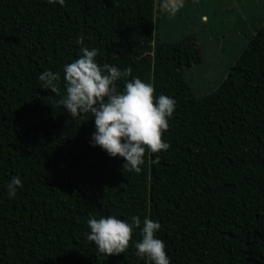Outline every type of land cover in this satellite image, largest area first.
<instances>
[{
	"label": "trees",
	"instance_id": "obj_1",
	"mask_svg": "<svg viewBox=\"0 0 264 264\" xmlns=\"http://www.w3.org/2000/svg\"><path fill=\"white\" fill-rule=\"evenodd\" d=\"M156 11L157 0H0V264H152L131 241L107 256L86 239L89 215L110 214L158 219L171 264H264V21L201 96L186 70L203 61L202 37L157 38ZM81 35L101 64L176 99L170 147L146 150L139 173L90 143V112L57 103ZM45 69L60 73L57 92L40 87Z\"/></svg>",
	"mask_w": 264,
	"mask_h": 264
},
{
	"label": "clouds",
	"instance_id": "obj_2",
	"mask_svg": "<svg viewBox=\"0 0 264 264\" xmlns=\"http://www.w3.org/2000/svg\"><path fill=\"white\" fill-rule=\"evenodd\" d=\"M50 2L63 5L65 0ZM159 6L161 11L175 15L184 6V0H160ZM83 40L82 35L77 37L81 54L63 65L65 93L57 103L72 117L90 112L95 125L90 143L100 146L112 157L124 158V167L139 173L146 150L159 153L170 147L169 141L162 137L169 128L176 99L163 93L154 95L155 85L139 76H131V66L120 68L107 62L101 64L96 59L99 49L84 46ZM60 79V73L51 69L38 75L40 87L53 92L58 91ZM158 160L159 156H156L154 162ZM21 185L19 175L11 176L5 185L8 197H14ZM86 223L85 237L94 243L98 253L107 256L125 253L131 241L136 256H146L152 264H171L166 242L157 234L161 229L158 219L144 216L142 220L139 215L130 218L114 214L89 215ZM137 228L141 238L133 239L132 234Z\"/></svg>",
	"mask_w": 264,
	"mask_h": 264
},
{
	"label": "rangeland",
	"instance_id": "obj_3",
	"mask_svg": "<svg viewBox=\"0 0 264 264\" xmlns=\"http://www.w3.org/2000/svg\"><path fill=\"white\" fill-rule=\"evenodd\" d=\"M159 5L160 0H157V38L178 40L189 31L202 37L197 40L204 61L186 70L194 91L201 96L216 89L227 78L248 43L244 31L252 34L264 21V0H184V6L175 15L161 11ZM206 13L210 22L203 18L202 14ZM234 34L241 37L232 41Z\"/></svg>",
	"mask_w": 264,
	"mask_h": 264
},
{
	"label": "crops",
	"instance_id": "obj_4",
	"mask_svg": "<svg viewBox=\"0 0 264 264\" xmlns=\"http://www.w3.org/2000/svg\"><path fill=\"white\" fill-rule=\"evenodd\" d=\"M231 9H232V7H231ZM202 15H203V18H205V19H209V17H210L207 13H206V14H202ZM242 31H243V30H242ZM233 36H234V37H232V39H231L232 41H233V40L236 41L238 38L241 37V36H237V35H235V34H234ZM203 40H204V41H207L206 38H203Z\"/></svg>",
	"mask_w": 264,
	"mask_h": 264
}]
</instances>
